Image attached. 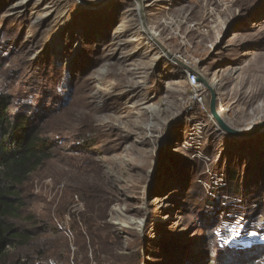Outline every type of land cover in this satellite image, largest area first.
<instances>
[{
  "label": "rangeland",
  "instance_id": "1",
  "mask_svg": "<svg viewBox=\"0 0 264 264\" xmlns=\"http://www.w3.org/2000/svg\"><path fill=\"white\" fill-rule=\"evenodd\" d=\"M145 2L147 29L214 85L226 124L264 121V0ZM137 5L0 0V96L52 155L10 221L41 235L11 246L4 264H257L264 254L263 244L218 251L240 230L264 241V132L222 134L207 90L190 112L184 70L149 41Z\"/></svg>",
  "mask_w": 264,
  "mask_h": 264
},
{
  "label": "trees",
  "instance_id": "2",
  "mask_svg": "<svg viewBox=\"0 0 264 264\" xmlns=\"http://www.w3.org/2000/svg\"><path fill=\"white\" fill-rule=\"evenodd\" d=\"M204 106L208 109L205 100ZM51 157L50 147L39 136L30 117L24 114L20 116L8 114L7 102L0 96V264H4L7 251L11 246L25 248L32 239L41 235L40 232L31 233L26 229L19 232L11 227L10 221L16 219L23 208L21 187L30 174L38 170ZM28 220L32 222V218ZM261 247L260 245L238 249L230 247L227 250L218 251L235 254L261 249ZM27 260L25 258L21 261L20 258L15 264H33ZM257 264H264L263 253L259 255Z\"/></svg>",
  "mask_w": 264,
  "mask_h": 264
},
{
  "label": "water",
  "instance_id": "3",
  "mask_svg": "<svg viewBox=\"0 0 264 264\" xmlns=\"http://www.w3.org/2000/svg\"><path fill=\"white\" fill-rule=\"evenodd\" d=\"M82 4L87 6L90 9L97 8L98 4L100 3H110L112 0H98L96 2H88L86 0H79ZM137 5V15L140 20V25L142 28L146 31V36L149 39L150 42L154 46H156L163 55L174 65L179 66L182 70L187 71L191 74H193L196 77V82L199 83L207 92L209 93V102H208V114L210 119L214 122L216 125V128L225 136L229 138H235L239 140L243 139H249L251 137L257 136L258 134L264 132V121L252 125L251 127L244 129V130H238L231 128L226 122L222 119L220 113L217 110V95L214 92L212 86H210L206 79L200 74L197 70L193 69L192 67L184 64L180 60H178L174 55L170 54L156 39L153 34L147 29L145 25V10H144V4L146 3L145 0H135ZM95 7V8H94Z\"/></svg>",
  "mask_w": 264,
  "mask_h": 264
},
{
  "label": "built area",
  "instance_id": "4",
  "mask_svg": "<svg viewBox=\"0 0 264 264\" xmlns=\"http://www.w3.org/2000/svg\"><path fill=\"white\" fill-rule=\"evenodd\" d=\"M184 74L186 82L189 88H191L192 90V95L190 96L191 106L188 109L190 110V112L195 111L194 109L196 108H200L201 110H203L202 103L204 97L206 96V90L199 83L196 82V77L193 74L187 71H184ZM234 234L235 235L233 237L227 240V243L234 247L244 248L260 244L264 245V241L259 239V237H261V233L258 231H252L248 233V230H240L238 232H234ZM230 235L232 234H228V236Z\"/></svg>",
  "mask_w": 264,
  "mask_h": 264
},
{
  "label": "bare ground",
  "instance_id": "5",
  "mask_svg": "<svg viewBox=\"0 0 264 264\" xmlns=\"http://www.w3.org/2000/svg\"><path fill=\"white\" fill-rule=\"evenodd\" d=\"M152 34V33H151ZM154 36V35H153ZM211 86H214V85H211Z\"/></svg>",
  "mask_w": 264,
  "mask_h": 264
}]
</instances>
